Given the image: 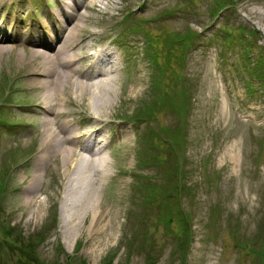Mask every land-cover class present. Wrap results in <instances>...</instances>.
I'll use <instances>...</instances> for the list:
<instances>
[{"label":"rangeland","instance_id":"rangeland-1","mask_svg":"<svg viewBox=\"0 0 264 264\" xmlns=\"http://www.w3.org/2000/svg\"><path fill=\"white\" fill-rule=\"evenodd\" d=\"M58 1L0 0V19L7 27L11 20L20 19L31 26L37 19L44 23L39 15L52 19V14L58 13ZM104 2L98 3L104 6ZM10 3L17 5L8 7ZM107 3L103 16L98 9L81 8L92 24L88 28L95 32L85 43L95 47L113 40L124 56L116 80L109 82L111 87L105 85L107 93L112 90L106 97L112 105L104 110L111 114L110 129L104 133L111 145L102 152L109 163V176L100 181L93 168L84 172L93 195L90 205L105 213L100 222L104 231L89 233L91 213L71 218V224L79 220L83 224L78 230L65 229L66 217L73 216L77 208L74 199L81 175L72 166L66 171L61 155L52 153L36 170L42 115L21 112L4 104V99L0 115L7 124L14 122L13 126L0 123L8 129L0 128V183L6 184L1 194L0 227L4 222V227L9 224L16 232L10 237L16 248L9 264H67L69 260V264H146V249L155 254V264H260L254 249L264 238V76L259 81L258 72L250 69H255L260 53L264 54V0H229V6L219 14L211 13L214 0ZM250 29L255 30L254 36L248 34ZM141 30L159 35V40L166 34L176 37L169 42L167 65L157 66L163 59L158 48L150 56L157 72L155 87L150 83L153 65L144 52L146 37ZM116 31H126L125 37H115ZM187 32L194 34L188 49ZM198 32L201 35L197 37ZM240 37L244 42H239ZM123 39L126 45L117 41L125 42ZM248 40L254 49L245 54L243 46ZM14 61L13 53L0 58V97L4 98L6 91L8 99L30 108L36 93L22 90L26 85L16 79L20 71ZM11 78L16 79L13 84ZM175 85L184 86L189 100L184 121L171 105V100L177 99L176 94H170ZM154 88L166 101L157 104L150 127L148 123L137 126L128 118L142 102L154 101ZM65 90L72 92V101L59 104L55 111L65 113L59 119L75 127L70 129L82 130L90 121L86 113L94 114L97 109L89 102L93 97L69 84ZM176 126L184 128L183 137H172L183 142L182 148L177 147L183 190L173 193L177 180L170 160L174 153L166 144L164 150L153 147L145 134L151 129L160 136L164 129ZM120 128L124 132L118 134ZM28 152L29 161L23 160ZM156 152L166 157L165 163H154ZM77 160L74 155L72 164ZM139 161L148 163L137 167ZM169 170L173 172L166 174ZM33 175L38 181L27 194ZM141 175L153 178L160 188L157 191L167 190L168 204L161 205L159 198L145 204L147 185ZM28 197L32 198L30 205H26ZM168 212L173 220L166 224L161 215ZM184 234L185 240L179 241ZM38 238L41 242L34 250L32 245L24 248L30 239L34 243Z\"/></svg>","mask_w":264,"mask_h":264},{"label":"bare ground","instance_id":"bare-ground-1","mask_svg":"<svg viewBox=\"0 0 264 264\" xmlns=\"http://www.w3.org/2000/svg\"><path fill=\"white\" fill-rule=\"evenodd\" d=\"M101 1H105L104 6L98 3ZM107 1L109 0H59L58 13L54 15L49 27L27 29L26 41L21 40V33L14 32L5 36L0 28V58L7 53L15 54L16 62L13 64L19 65L25 88L36 93L31 97L34 101L30 108L19 107L18 110L34 111L42 115L43 131L35 162L36 170L42 167L52 153L55 157L61 155L62 165L66 171H70L68 168L72 166L77 173L79 172V176L81 175L80 186L77 189L79 194H76L74 199L77 208L73 216L66 217V224L63 226L66 230H78L83 224L80 220L71 224V218L86 217L91 213L87 228L91 234L104 231L100 222L105 213L98 211V207L90 205L93 195L87 186L88 175L84 172L93 168L97 174L96 180L100 181L109 176V163L102 150L110 144L104 131L110 125L111 114L104 110L105 107L112 105L110 99L106 98L112 90L107 89L109 92L107 93L105 85L111 87L109 82L116 80V65L119 58L116 57L114 50L106 46L95 48L84 42L86 39H92L94 33L88 28L92 24L86 21L87 13L81 8L90 10L98 7L105 12ZM18 48H22L24 52L20 53ZM89 48L93 51L88 53ZM78 50L82 53H78ZM106 66L110 69L105 70ZM68 84L85 95L90 93L93 100L90 99L89 102L97 108L94 114L86 113L91 121L83 130L70 129L75 127L68 125L66 120L59 119L66 116L65 113L55 111L59 104L72 101V92L63 91ZM122 132H124L122 128L117 130L118 134ZM74 155L78 160L73 165ZM37 181L38 176L33 175L25 189L27 194L33 192ZM31 202L32 198L28 197L26 205H30Z\"/></svg>","mask_w":264,"mask_h":264},{"label":"trees","instance_id":"trees-1","mask_svg":"<svg viewBox=\"0 0 264 264\" xmlns=\"http://www.w3.org/2000/svg\"><path fill=\"white\" fill-rule=\"evenodd\" d=\"M224 1H226V0H218V1H216L215 2V6L216 7L213 9V11L214 12H216V11L218 12V9L221 10V9L226 8L228 6V4H225ZM250 32L253 34V31L250 30ZM189 36H190L189 38H192L193 34H190ZM233 41H231V42H233ZM254 70H256V71L261 70L259 72V77L261 75L264 76V54L259 55V59L256 61V65H255V69ZM251 71L254 72L253 70H251ZM178 96H180L179 103H174L173 106L180 107V105L183 104L182 108L178 111L180 120L183 121L184 120L183 117L185 116L186 111L188 109L189 100L187 99L186 93H185V91L183 92V90L179 91V95ZM154 105L155 104H149L145 108H141L139 113H143V115L146 116V117L152 116V114L154 113V108H153ZM163 131H164L166 136H170V138H171L170 141H169L170 142V148L169 149L174 153V158H173V160H170V164L172 166V169L175 171V173L180 174L181 173V170H180L181 161L177 157V147L182 148L183 142H179L178 143L177 141L172 139V137L173 136L183 137L184 128L182 126H176V127L171 128L170 130H163ZM160 144H161L160 142H156L155 143L154 140L152 139V145L154 147L156 146V147L159 148ZM154 161L158 162V163H160L162 161L163 163H165L166 159H165V157L163 158L157 153L155 155V157H154ZM145 184L147 185L146 189H144L145 194L143 195V197L145 198V204L146 203L150 204V202L152 200L156 201L158 198H159V203L161 205L168 204L169 199H167V197H169V196H167L168 193H167L166 189H162L161 192H159L157 190H160V188L159 187L157 188L158 185L156 183L153 184L152 181H147V182H145ZM2 189H3V185L0 184V204H1V191H2ZM174 189H175V191L173 193L181 191V189L180 190L178 189V184L177 183L175 184ZM164 210H166V206L164 207ZM161 216H163V218L166 217L163 214ZM170 217L171 216H170V213H169V215L166 218V220L167 219L169 221L173 220ZM177 220L182 221V218L181 219L177 218ZM1 223H2V225L0 227V264H9V257L11 256L12 251H14L15 248H16V246L11 243L10 237L13 236L14 234H16V232H15L13 226H9V224H8L6 227H4L3 226L4 222H1ZM185 223H186V221H185ZM184 231H182V232H184ZM147 235L148 234H144L145 237ZM185 238H186V236L184 234L183 238L180 239L179 241L182 242L183 240H185ZM40 239L41 238L35 239L34 243H31L32 240L30 239L28 241V245H26L24 248H26L27 246L32 245L31 248H32V250H34L36 245H37V242H39ZM24 242L27 243V241H24ZM261 243H264V240H261ZM146 251H147L146 252L147 256H146V261H145L146 264H155V261H156L155 254L152 253V252H149L147 249H146ZM67 264H69V263H67ZM80 264H84V263L81 262Z\"/></svg>","mask_w":264,"mask_h":264}]
</instances>
